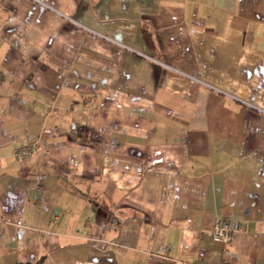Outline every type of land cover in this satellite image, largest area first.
<instances>
[{
	"label": "crops",
	"instance_id": "crops-1",
	"mask_svg": "<svg viewBox=\"0 0 264 264\" xmlns=\"http://www.w3.org/2000/svg\"><path fill=\"white\" fill-rule=\"evenodd\" d=\"M225 257L264 264V0H0V264Z\"/></svg>",
	"mask_w": 264,
	"mask_h": 264
},
{
	"label": "built area",
	"instance_id": "built-area-1",
	"mask_svg": "<svg viewBox=\"0 0 264 264\" xmlns=\"http://www.w3.org/2000/svg\"><path fill=\"white\" fill-rule=\"evenodd\" d=\"M40 147L38 142L23 145L14 150V155L20 160H23L34 154ZM247 225L242 224L240 221L232 220L229 218L217 219L213 227V238L216 242L221 244H229L233 242L236 236L242 232H247ZM193 264H231L228 258H223L219 262L211 260L198 259Z\"/></svg>",
	"mask_w": 264,
	"mask_h": 264
},
{
	"label": "trees",
	"instance_id": "trees-1",
	"mask_svg": "<svg viewBox=\"0 0 264 264\" xmlns=\"http://www.w3.org/2000/svg\"><path fill=\"white\" fill-rule=\"evenodd\" d=\"M142 35H143V40L148 47H153L155 45L152 33L150 31L143 30ZM19 264H23V263H19Z\"/></svg>",
	"mask_w": 264,
	"mask_h": 264
}]
</instances>
